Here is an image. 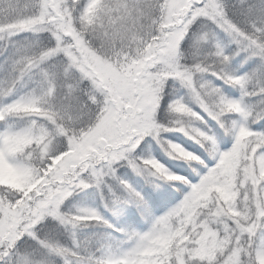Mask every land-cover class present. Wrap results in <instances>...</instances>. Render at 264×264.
<instances>
[{
	"label": "snow or ice",
	"instance_id": "1",
	"mask_svg": "<svg viewBox=\"0 0 264 264\" xmlns=\"http://www.w3.org/2000/svg\"><path fill=\"white\" fill-rule=\"evenodd\" d=\"M79 4L80 0H35L31 16L0 27V33L48 31L55 41L26 46L14 61L5 88L45 59L66 57L44 90L0 106V120L9 114H26L46 121L34 120L31 127L0 136V154L6 164L30 181L27 187L0 184V264H48L36 249H21L25 236L53 252L78 255L41 238L36 225L48 214L71 223L101 220L94 210L86 215H64L60 205L76 188L87 187L93 178L100 180L104 172L98 166L106 162L115 173L111 165L120 161L139 171L147 168L161 178L188 183L191 190L139 237L135 248L100 264H264V249L255 250L253 239L257 228L264 226V132L239 124L233 146L220 154L218 163L197 183L171 172L155 156L135 154L144 137L154 134L174 158L204 163L197 154L161 137L163 131L172 129L215 145L213 136L187 120L176 119L168 125L156 120L168 77L191 83L196 73L210 71L240 85L248 95L264 97V0H233L232 4L225 0H150L147 6L140 5L148 12L146 39L134 53L118 52L115 61L101 59L93 47L98 39L94 31L99 6L95 0H87L83 8ZM198 21L202 23L194 62L185 64L181 44ZM213 25L230 33L239 50L260 58L252 74L230 73L231 57L219 44L206 51L202 48L214 35ZM68 73L74 77L71 84L58 82ZM200 92L205 108L217 119L232 112L246 119H264V103L249 109L223 96L211 82L201 84ZM171 107L203 119L180 101ZM120 182L141 200L148 194L165 195L163 187L140 193L129 181Z\"/></svg>",
	"mask_w": 264,
	"mask_h": 264
},
{
	"label": "trees",
	"instance_id": "2",
	"mask_svg": "<svg viewBox=\"0 0 264 264\" xmlns=\"http://www.w3.org/2000/svg\"><path fill=\"white\" fill-rule=\"evenodd\" d=\"M22 1V0H21ZM20 0H0V24H8L21 18L23 9ZM232 4L233 0H225ZM99 6L100 19L96 21L94 35L98 38L93 47L103 57L115 61L117 53H134L137 47L143 43L148 34V12L140 5L147 6L150 0H95ZM87 4V0H80L79 7ZM17 5L18 9H14ZM27 14V13H26ZM214 35L209 41L202 43L206 51L214 49L219 44L227 55L231 57L227 70L235 75L243 76L252 74L253 70L260 64V58L252 56L248 51L239 50L232 35L223 29L213 25ZM31 31H19L0 33V106L12 103L16 99L38 93L48 85L47 75L52 76L65 62L55 61L56 58H48L39 64V68H29L16 80L11 87L5 88V81L11 76L14 61L19 57L21 51L29 45L41 43L48 45L50 32L44 31L42 37ZM102 33L107 35L105 39ZM200 28L197 23L193 24L185 40L181 44L183 53L182 62L192 64L194 62L193 52L197 43ZM123 58L122 56L120 57ZM74 80L72 73L61 76L58 82L65 86ZM211 82L221 90V94L228 99L241 101L247 108L251 109L264 103V97L248 95L240 85L229 82L213 72H198L194 76V86L198 92L191 90L185 82L175 77L165 80L161 92L156 118L160 123L170 124L176 119L187 120L196 128L203 130L215 138V145L211 141L201 143L194 139L193 135L172 129L163 131L161 137L168 141L182 145L188 151L201 157L204 163L188 161L186 158H174L164 148L162 142L148 134L135 150L137 156H155L165 164L171 172L186 176L191 183H197L208 169L218 163L222 152L229 150L235 141L237 126L247 123L251 129L264 132V119L253 120L245 118L240 113H226L221 119L212 115L204 104L200 92V85ZM88 81H84L87 86ZM247 91H251L248 89ZM198 99V100H197ZM180 101L198 117H188L175 112L171 105ZM46 123L43 117L26 114H9L4 120H0V136L7 131H18L31 127L32 121ZM226 125V126H222ZM50 126V125H49ZM36 148V145L32 146ZM4 159V157L2 156ZM5 161V160H4ZM38 164V160H33ZM207 165V167H205ZM115 173L106 166V175L101 183H91L90 186L75 190L61 205L63 214L76 215L88 214L95 211L101 220H88L78 223L67 224L48 215L46 220L36 225V230L41 238L53 245H60L78 255L71 253L60 254L50 249L40 247L35 240L25 236L20 241L21 249L37 250V255L48 261V264H100V261L108 258H120L122 252L129 245L133 248L139 243V237L153 229L156 221L176 207L191 190V185L181 181H171L158 175L140 173L127 163L122 161L113 165ZM149 172V170H147ZM121 180H127L133 188L145 193L146 189H157L163 187L165 195H144L143 199L136 197L135 193L121 184ZM10 184L18 187H27L30 181L23 175L18 178H9L5 181L0 177V184ZM12 195L11 192L8 193ZM130 236V237H129ZM255 250L264 249V226H259L253 237Z\"/></svg>",
	"mask_w": 264,
	"mask_h": 264
},
{
	"label": "rangeland",
	"instance_id": "3",
	"mask_svg": "<svg viewBox=\"0 0 264 264\" xmlns=\"http://www.w3.org/2000/svg\"><path fill=\"white\" fill-rule=\"evenodd\" d=\"M21 1V0H20ZM20 6L22 7V9H23V12H22V15H21V18H19V19H16V20H14L13 22H10V23H8V24H0V27H9V26H12V25H15V24H18V23H20L21 21H23V20H25V19H27L29 16H31L33 13H34V11H35V0H22L21 1V4H20ZM13 8L14 9H18L17 8V5H13ZM27 13V14H26ZM201 23H202V21H198L197 22V26L200 28V25H201ZM42 32H44V31H42ZM42 32H33V31H31V33H30V36L32 35V34H37L38 35V38H39V40H40V38L42 37V35H41V33ZM7 33H9V34H11V32H7ZM51 34V33H50ZM50 40H49V43H48V45H52V44H54L55 43V41H54V38L52 37V35H51V37L49 38ZM96 54L99 56V57H101V59H107V58H105V57H103L102 55H100L97 51H96ZM52 57H54V58H56L55 59V61L57 62V61H59V62H61V60H63L65 63H66V57H64L63 55H56V56H52ZM52 57H49V58H52ZM48 59V58H47ZM107 60H109V59H107ZM112 61V60H111ZM62 63V62H61ZM39 65H36V66H34V68L33 69H37V68H39L38 67ZM47 78H50V75H47ZM175 78H178V77H175ZM167 79V78H166ZM178 79H181V78H178ZM49 80V79H48ZM182 81H184L185 82V85H187V87H189L192 91L193 90H195V95H196V97H198V92L196 91V89H195V86H194V83L193 82H188V81H185V80H183V79H181ZM48 82V81H47ZM198 100V99H197ZM161 101V100H160ZM198 102H200L201 104H204V102L201 100V101H198ZM156 120H157V118H156ZM158 121V120H157ZM159 122V121H158ZM160 123V122H159ZM161 124H163V123H161ZM184 132V131H183ZM162 134V133H161ZM151 135H153V136H155L154 134H151ZM156 137V136H155ZM157 138V137H156ZM158 140V139H157ZM158 142H160L159 140H158ZM161 143V142H160ZM165 148V147H164ZM2 154H0V177H2L5 181H7L9 178H18V177H20V175L21 174H19L18 172H16L14 169H12V168H10L7 164H6V162L4 161V159L2 158ZM120 162H122V161H120ZM117 163H119V162H117ZM116 163V164H117ZM114 165V164H113ZM113 165H111V168H114L113 167ZM106 162H105V165H103V166H98V167H103V172H104V174L100 177V180L97 182L96 180H95V178H93L92 179V181L90 182V184L88 185V186H90L91 185V183H98V184H100L101 183V180L103 179V177L107 174L106 173ZM148 169L147 168H145L144 169V171L145 172H147V173H151V172H148L147 171ZM136 172H138V173H140V171L139 170H136ZM86 177L89 175L88 173H85L84 174ZM81 188H84V187H79V188H76L75 190H77V189H81ZM74 190V191H75ZM74 191H72L71 192V194L74 192ZM70 194V195H71ZM69 195V196H70ZM68 196V197H69ZM68 197H66L63 201H62V203H61V205L63 204V202L68 198ZM61 205H60V212L63 214V211H62V207H61ZM48 215H51V214H48ZM48 215H46L45 216V218L43 219L44 221L46 220V218L48 217ZM65 215V214H64ZM51 216H53V215H51ZM55 219H58L57 217H55V216H53ZM43 220H41V221H43ZM58 220H60L61 222H63V223H65V224H67L69 221L68 220H61V219H58ZM40 221V222H41ZM39 222V223H40ZM38 223V224H39ZM130 237V236H129ZM131 250V248L129 247V246H127L124 250H123V252H122V254H123V256L128 252V251H130Z\"/></svg>",
	"mask_w": 264,
	"mask_h": 264
}]
</instances>
